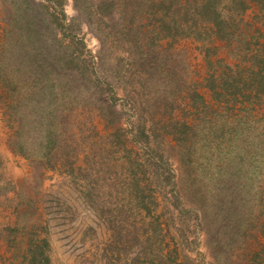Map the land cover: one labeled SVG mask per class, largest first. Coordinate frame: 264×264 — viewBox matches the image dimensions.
I'll use <instances>...</instances> for the list:
<instances>
[{"label":"rangeland","instance_id":"1","mask_svg":"<svg viewBox=\"0 0 264 264\" xmlns=\"http://www.w3.org/2000/svg\"><path fill=\"white\" fill-rule=\"evenodd\" d=\"M36 1L48 10L0 0V264H259L256 252L264 264L263 203L248 191L264 167V0H243L241 16L217 2L236 23L229 40L200 18L201 34L153 41L145 19L127 20L133 0L113 20L101 0ZM15 59L17 87L2 70L17 76ZM65 86L87 97L66 105L52 150H15L6 109L18 91L31 122L33 99L47 107L35 91ZM234 119L242 137L230 145Z\"/></svg>","mask_w":264,"mask_h":264},{"label":"trees","instance_id":"2","mask_svg":"<svg viewBox=\"0 0 264 264\" xmlns=\"http://www.w3.org/2000/svg\"><path fill=\"white\" fill-rule=\"evenodd\" d=\"M58 1L59 3H61L63 0H58ZM139 1L141 2H137L136 0H133L130 4H128L127 2H129V0H101L98 1L97 7L101 16L106 12H110L111 14L108 16V19L113 20V10L116 9L117 4L127 3L131 7V9H129L128 11L129 17L127 20L132 23L135 20L140 21L139 19H145L146 20L145 24L147 25L146 32L152 35L151 36L152 41L155 38H161L164 36L166 37L170 36L174 39L179 36H190L191 34H193L194 31L195 33L196 31H198V33L201 34V32L199 31V28L201 27L198 25V21H199L198 19L200 18L204 20L203 23H205L204 25H206V26H202V28L204 30L208 29L211 33L215 34L219 38H225L229 40L235 32L234 28L236 27L235 26L236 23L235 24L230 23V21L234 20V18L231 14H223L221 9L217 6V2L219 0H193V2L190 4H183L180 0H148L145 2L144 0H139ZM23 2L25 4L26 10H30L32 12L33 10H37L39 8L48 10V5L44 4L43 2H39L36 0L35 1L23 0ZM142 3H146L147 7H145V5ZM232 4L233 5L237 4L238 7L237 15L241 16V14L246 8L244 1L232 0ZM36 17L37 19L40 17L42 18V15L38 14L36 15ZM118 18L119 17L117 16L116 23L113 22L115 26L117 25ZM178 18H181V21H178L177 20ZM53 21H58V18L54 16ZM145 24H142V26ZM129 33L130 31L127 32V34ZM25 34L27 37L29 36V34L27 33ZM52 34H56L55 29L52 30ZM15 36L16 34L12 37L14 42L16 41ZM255 58L257 59V62L261 63L262 58L259 55H257ZM19 61L17 62L19 65L14 63L16 62V59L12 62L13 66L17 68V72H18L17 76H14L10 73L11 69L10 71H8V64L5 66L4 68L5 70L2 69L3 71H5L3 73H5L6 76L9 75V77L7 76L8 77L7 82L15 87H17V84L23 82V76H22L23 72H20L23 68H21L22 65ZM257 73L259 74L260 72L258 71ZM245 83L246 82H244L243 85ZM20 91L21 90H19L15 96L17 103H14L13 106H9V108L6 109V112L10 117L14 116L15 118L14 123L16 124V129L14 135L15 138L12 141V145L15 148V150L20 151L22 154L26 156L28 155L26 150H29L30 148H41L46 150H52V148L55 146V143L58 141L57 133L59 132V124L60 125L62 124V119L65 116L66 105L75 100H84L87 97L82 90L77 89L76 92H73L71 89H68L66 86L58 89L45 87L44 88L45 97H42L40 95V92L35 91L36 96L38 98H41L42 102L45 101V105L47 102V107L41 106L40 110L36 109L37 102L33 99L34 110L32 111V117L30 118L31 122H27L26 113L23 110L21 104L23 98L18 97ZM29 97L33 98V94L30 93ZM201 98L202 96H200L197 92H195L193 95V102ZM103 103H104L103 104L104 107L97 108V110H99L98 113L104 115L105 114L104 110H106V113L110 116V120H112L111 115H113V113L115 112L112 110L111 105H109L107 101H104ZM243 115L247 116L251 114H249V112H246ZM236 120L238 119H234L233 122L229 123L230 130H232V128L234 127L236 128L235 136H230V138H228L230 145H233L237 140H239L242 137V134L239 132V128H238V125L240 124ZM240 129H241V125H240ZM256 164H257L256 171L253 170L256 174L254 177L256 182L253 183L254 188L248 191H249V196L251 195L253 200H256L258 204H261V202L263 203L261 205V211L259 212V215H262L264 214V208H263L264 192L259 191L260 189L259 182H261L262 176L264 175V167L260 163H256ZM194 174L196 178L203 177L200 172L199 175L196 173ZM214 178L218 181L219 179H227L228 175L222 174L219 177H217V175H214ZM211 187H212L211 185H205V183L202 184L200 181V183H198L196 188L198 189V191H200L201 189H210ZM242 190L243 189H241V192ZM222 192L223 189L220 188V185H216L215 188L213 187L211 188L209 196L212 199L217 200L219 198H222ZM238 194L239 192H237V195ZM199 197H200L199 201L201 199H205L206 201L208 200L207 193H204L203 196L202 194H200ZM219 209H221L220 211H222L223 207H220ZM226 212L228 214L229 210H227ZM250 215L253 216V214L251 213L249 214V212H247V213H243L242 217L248 216L247 219H249ZM258 220H259V216H255V220L252 222H256ZM252 222H249L248 224L246 223L245 227H251ZM243 226L244 223L237 224V227H243ZM261 226L263 230L264 223H262ZM255 235L256 234H254L253 236ZM232 242H234L233 239ZM257 242H259V250H264V242H260V240H258ZM257 254L258 253L256 252L255 255L253 256L254 262L263 264L262 261H260L257 258Z\"/></svg>","mask_w":264,"mask_h":264}]
</instances>
